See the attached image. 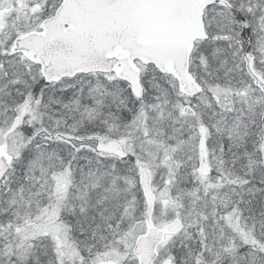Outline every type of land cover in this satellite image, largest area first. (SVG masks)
Instances as JSON below:
<instances>
[{
  "label": "snow or ice",
  "instance_id": "1",
  "mask_svg": "<svg viewBox=\"0 0 264 264\" xmlns=\"http://www.w3.org/2000/svg\"><path fill=\"white\" fill-rule=\"evenodd\" d=\"M0 264H264V0H0Z\"/></svg>",
  "mask_w": 264,
  "mask_h": 264
}]
</instances>
